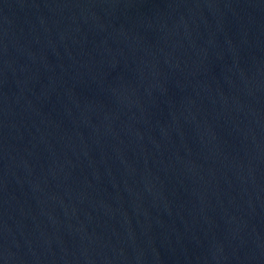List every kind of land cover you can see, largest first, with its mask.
Masks as SVG:
<instances>
[{
	"label": "water",
	"instance_id": "95a60500",
	"mask_svg": "<svg viewBox=\"0 0 264 264\" xmlns=\"http://www.w3.org/2000/svg\"><path fill=\"white\" fill-rule=\"evenodd\" d=\"M0 264H264V0H0Z\"/></svg>",
	"mask_w": 264,
	"mask_h": 264
}]
</instances>
